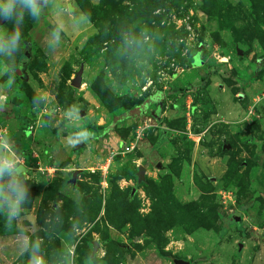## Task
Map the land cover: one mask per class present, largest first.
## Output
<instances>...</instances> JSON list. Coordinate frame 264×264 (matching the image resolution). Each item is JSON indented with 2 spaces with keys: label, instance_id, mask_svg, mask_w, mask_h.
Listing matches in <instances>:
<instances>
[{
  "label": "rangeland",
  "instance_id": "obj_1",
  "mask_svg": "<svg viewBox=\"0 0 264 264\" xmlns=\"http://www.w3.org/2000/svg\"><path fill=\"white\" fill-rule=\"evenodd\" d=\"M80 1L84 9L73 0L77 14L54 51L48 41L58 17L49 11L38 22L26 16L23 50L0 56V94L8 98L0 130L32 170L29 203L12 232L0 215V264H27L11 246L18 230L40 240L48 264H63L69 251L72 264H264V60L256 64L264 0H143L140 10L139 0H120L104 19L89 13L104 14L108 0ZM208 1L226 9L220 18L205 12ZM115 15L148 40L101 44ZM25 50L30 60L17 61ZM116 100L114 115L106 102ZM81 131L85 144L68 145ZM139 165L147 169L142 183Z\"/></svg>",
  "mask_w": 264,
  "mask_h": 264
},
{
  "label": "clouds",
  "instance_id": "obj_2",
  "mask_svg": "<svg viewBox=\"0 0 264 264\" xmlns=\"http://www.w3.org/2000/svg\"><path fill=\"white\" fill-rule=\"evenodd\" d=\"M49 11L58 17L48 41V47L54 51L61 43V34H67L71 17L77 14L73 0H0V56L13 58L15 53L23 50L21 33L26 16L38 22ZM9 22L14 24L11 30L5 26ZM122 39L126 47H131L137 40L127 32H122ZM141 39L146 42L148 37L142 32ZM7 99V96L0 94V107L7 103ZM87 135L81 131L75 137L70 136L68 145L75 147L79 140L87 139ZM31 173L25 160L17 155L11 134L6 129L0 130V215L5 217L6 232H12V222L20 218L25 205L29 203L27 181L32 178ZM11 246L20 255H27V264H48L40 240L23 230L17 231ZM71 257L70 251L65 253L63 264H72Z\"/></svg>",
  "mask_w": 264,
  "mask_h": 264
},
{
  "label": "trees",
  "instance_id": "obj_3",
  "mask_svg": "<svg viewBox=\"0 0 264 264\" xmlns=\"http://www.w3.org/2000/svg\"><path fill=\"white\" fill-rule=\"evenodd\" d=\"M134 1H136V0H134ZM251 1V0H250ZM77 2L80 4V6L84 9V7H83V5H82V3H81V1L80 0H77ZM136 7H135V9H137V10H140L141 8H142V6H143V0H139V2H137L136 1ZM106 5H107V8L106 9H108V10H106L105 11V13L103 14L99 9H101V8H97V9H95V10H93L92 11V13H89V16H90V18H92V19H94L93 17H92V14L93 15H95V16H102L103 17V19L106 17L105 15H111V14H109V13H112V11H114L115 9H117V8H121V1L120 0H108V3H106ZM251 7H252V9L255 11V9H256V6L253 4V2H251ZM127 9H129V6H127L126 7ZM86 9V8H85ZM92 8H90V7H87V9L86 10H91ZM105 9V8H104ZM97 10V11H96ZM204 10H205V12H207L209 15H210V18L211 19H218V18H220L221 16H222V12L224 11V10H226L224 7H221V6H219L218 5V3L216 2V1H214V2H209L208 1V4H207V6H206V3H205V5H204ZM109 12V13H108ZM124 15H121V16H114L115 18H116V20L115 21H117L116 22V24L115 25H112L111 27H110V29L108 28V27H106V31H103V35L102 36H99L98 37V40H99V42L102 44L106 39H109V38H119L120 36H122V34H121V32L119 33V34H117L116 35V33H118V31L120 30V29H122V32L123 31H128V34H129V36L130 37H132V36H134V37H136L137 38V40H136V42L131 46V48H133V46H135V45H137L138 43H140V41H141V36H137V35H135V31H132L131 29L132 28H130V30H129V20H128V18H126V17H123ZM226 26V25H225ZM126 27H128V29L126 28ZM140 27V26H139ZM232 28H233V26H231ZM150 30V29H149ZM234 31V30H233ZM25 45L27 46V43H25ZM103 46H100V48H102ZM109 49H110V51H109V56H107L108 58H110V56H111V54H112V52L114 51V49H116L115 47H114V45L112 44H109ZM26 51V50H25ZM263 58H264V56H263ZM20 59H25V60H30V57H28L27 55H25V52L24 53H19L18 54V56H17V61H19ZM262 59V58H261ZM16 61V62H17ZM256 64H258L259 63V60L257 59L256 60ZM209 69V68H208ZM210 75H211V70L209 69L208 70V72L205 74V75H202L201 76V83H200V85L202 86V87H205V85H207V83H208V80L210 79ZM13 77H15V78H17V75L15 76L14 74H13ZM27 80V79H26ZM94 89L97 91V93H98V95L100 96V97H102V99H104V95H103V93L97 88V86H94ZM9 96V95H8ZM107 104L109 103V107H110V109H111V111H112V113L114 114V110H115V107L117 106V105H119V101L118 100H116L113 104L112 103H110V102H106ZM142 104V101H133V103H131L130 105H127V110H131L132 108H135V107H138V106H140ZM146 106L148 105V103L147 104H145ZM115 115V114H114ZM21 120H22V127H21V129H22V131H25L26 132V134H28V132L30 131V126H29V124H28V121H27V119H26V117H21L20 118ZM169 124V123H168ZM25 129V130H24ZM24 132V133H25ZM67 132H68V130L66 131L65 130V135H68L67 134ZM247 162H249V160H247ZM250 164H252V165H254V166H256V165H258V162L257 161H252ZM253 166V167H254ZM135 194V193H134ZM133 194V195H134ZM131 195H132V192H131ZM133 201H134V196L133 197H130V194L127 196V198H126V204H128V205H130V206H132V204H133ZM125 203V202H124ZM213 212V214H214V216H215V218L217 219L218 217H220L221 218V214L215 209L214 211H212ZM210 214V213H209ZM210 218V217H209ZM212 219H214V218H212ZM173 221V220H172ZM236 223L239 225L241 222H237L236 221ZM224 227H223V232H226L227 231V228H226V226L225 225H223Z\"/></svg>",
  "mask_w": 264,
  "mask_h": 264
},
{
  "label": "water",
  "instance_id": "obj_4",
  "mask_svg": "<svg viewBox=\"0 0 264 264\" xmlns=\"http://www.w3.org/2000/svg\"><path fill=\"white\" fill-rule=\"evenodd\" d=\"M239 54H241V51H239ZM25 55H27L29 57V52L28 50L25 51ZM264 60V58H262ZM262 59H260L259 61H261ZM24 71H26V69H24ZM82 75H83V68H81L78 73L76 74V77L72 80V85L75 88H79L81 87L82 84ZM85 114V111H80V115L83 116ZM85 142L83 140H80L77 145H76V149L80 148L82 145H84ZM230 147V146H228ZM146 167H144L143 165H139L138 166V172H137V176H138V183H142L145 181L146 179ZM83 171L82 169H77L73 171V176L71 179V182H73L74 184L77 182V176L78 174ZM135 193V189L132 190V195ZM241 220V216L238 214L236 217V221L240 222ZM95 245V251L98 250L99 248V243L97 241L94 242ZM243 244H240V247H242ZM173 262L175 264H191L188 260L185 259H181V258H176L173 260Z\"/></svg>",
  "mask_w": 264,
  "mask_h": 264
},
{
  "label": "built area",
  "instance_id": "obj_5",
  "mask_svg": "<svg viewBox=\"0 0 264 264\" xmlns=\"http://www.w3.org/2000/svg\"><path fill=\"white\" fill-rule=\"evenodd\" d=\"M132 148H133V147H132V146H129V145H128V146H125L123 152H128V151H130ZM101 169H102V175L106 177V176L108 175V172H109V163L103 165V166L101 167ZM46 171L51 172L50 170H46ZM46 171H45V170H41V172H42L43 174H45Z\"/></svg>",
  "mask_w": 264,
  "mask_h": 264
},
{
  "label": "flooded vegetation",
  "instance_id": "obj_6",
  "mask_svg": "<svg viewBox=\"0 0 264 264\" xmlns=\"http://www.w3.org/2000/svg\"><path fill=\"white\" fill-rule=\"evenodd\" d=\"M157 106H160L159 102H156ZM152 114L156 115L155 112H152Z\"/></svg>",
  "mask_w": 264,
  "mask_h": 264
}]
</instances>
